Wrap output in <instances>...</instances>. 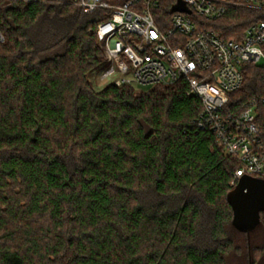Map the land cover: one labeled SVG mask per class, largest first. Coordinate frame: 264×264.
<instances>
[{"label":"trees","instance_id":"16d2710c","mask_svg":"<svg viewBox=\"0 0 264 264\" xmlns=\"http://www.w3.org/2000/svg\"><path fill=\"white\" fill-rule=\"evenodd\" d=\"M103 17L0 0V264H261L264 213L250 236L234 227L238 164L197 127L188 83L93 87ZM262 19L232 11L218 32ZM263 95L264 68L246 66L233 97Z\"/></svg>","mask_w":264,"mask_h":264},{"label":"built area","instance_id":"2783aa9c","mask_svg":"<svg viewBox=\"0 0 264 264\" xmlns=\"http://www.w3.org/2000/svg\"><path fill=\"white\" fill-rule=\"evenodd\" d=\"M73 3L86 13H103L105 20L94 31L107 65L100 81L147 91L185 80L190 95L203 106L197 127L212 132L216 145L238 164L230 185L236 187L245 176L264 180V95L242 102L233 97L244 84L246 66L264 68L259 65L264 60V19L235 31L234 37L220 35L218 25L241 9L264 17V0ZM180 3L186 11L174 10Z\"/></svg>","mask_w":264,"mask_h":264},{"label":"water","instance_id":"95a60500","mask_svg":"<svg viewBox=\"0 0 264 264\" xmlns=\"http://www.w3.org/2000/svg\"><path fill=\"white\" fill-rule=\"evenodd\" d=\"M174 10L186 11L180 3ZM189 13V11H188ZM234 227L248 236L261 225L264 213V180L245 176L229 193Z\"/></svg>","mask_w":264,"mask_h":264},{"label":"rangeland","instance_id":"374dc122","mask_svg":"<svg viewBox=\"0 0 264 264\" xmlns=\"http://www.w3.org/2000/svg\"><path fill=\"white\" fill-rule=\"evenodd\" d=\"M260 66L264 67V60H262L260 63H259ZM107 68V65H102L101 67L97 68L92 74H91V77H90V80H91V83L93 85L94 88L100 90V89H103L107 83H104L102 81L99 80V73L103 70H105ZM143 90V89H142ZM148 91V89H147ZM136 92H142L140 90H137ZM263 226H264V218H263ZM260 247V246H259ZM254 252V258L256 260V262H259L261 261V264H264V245L258 249H255L253 250Z\"/></svg>","mask_w":264,"mask_h":264}]
</instances>
